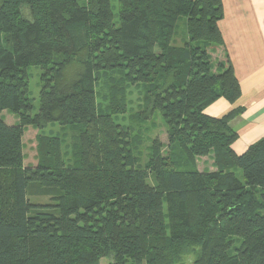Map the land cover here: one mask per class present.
<instances>
[{
    "label": "trees",
    "instance_id": "trees-1",
    "mask_svg": "<svg viewBox=\"0 0 264 264\" xmlns=\"http://www.w3.org/2000/svg\"><path fill=\"white\" fill-rule=\"evenodd\" d=\"M110 2L0 0V111L17 115L13 125L0 118V264H178L192 244L201 264H264V136L237 154L236 110L204 113L240 94L221 0H116V22ZM177 22L185 39L172 46ZM30 65L42 69L36 112ZM113 71L146 86L142 117L158 110L178 153L134 165L112 118L123 110L118 91L109 109L96 103V75ZM50 122L74 126L75 167L55 168L51 149L24 166V127ZM211 155L214 168L200 171L196 159ZM39 185L53 209L28 200Z\"/></svg>",
    "mask_w": 264,
    "mask_h": 264
},
{
    "label": "rangeland",
    "instance_id": "rangeland-1",
    "mask_svg": "<svg viewBox=\"0 0 264 264\" xmlns=\"http://www.w3.org/2000/svg\"><path fill=\"white\" fill-rule=\"evenodd\" d=\"M111 8L114 16V22L117 21V3L116 0H111ZM185 29L183 22H177L175 29L169 39V44L181 45L185 39ZM79 62L73 61L65 71V77H71L75 69L78 68ZM26 72L28 75V97L33 105V112L38 108V96L41 89V73L42 69L37 65L27 66ZM114 72V71H113ZM112 79L108 77V72L99 73L96 75V80L93 82L94 91L96 94L97 106L102 110L109 109L114 97H111L112 91H118L115 97V102L123 103V110L112 118L114 122L120 124L127 130L128 148L135 156L134 165L142 167L144 163L154 155L160 154L167 156L169 153H178L177 146L168 143L166 123L162 118L161 113L156 110L150 117H142V111L146 103L147 88L144 84L133 82L132 84L123 80L122 74L114 72L111 74ZM113 84L112 88L109 85ZM1 117L6 121L17 122V117ZM43 139H52L48 145ZM24 144V165L35 166L38 159H46V149L50 150L49 156L53 154V166L63 169L66 167H75L79 163L78 138L77 133L72 125H61L58 122L47 123L43 129L35 128V126H27L22 138ZM53 145L55 147H53ZM47 146V148H45ZM53 148L55 150H53ZM180 157V155L178 156ZM197 168L202 170H212L213 156L196 159ZM239 178L242 180L241 171L237 170ZM47 187L39 185L33 187L27 194L30 202L47 205L53 209L56 204L51 200V196L46 193ZM51 192V190H49ZM236 249L239 247V239H236ZM201 248L197 244H192L187 247V251L182 255L181 261L178 264H201L198 259ZM107 259H101L100 264H107Z\"/></svg>",
    "mask_w": 264,
    "mask_h": 264
},
{
    "label": "crops",
    "instance_id": "crops-1",
    "mask_svg": "<svg viewBox=\"0 0 264 264\" xmlns=\"http://www.w3.org/2000/svg\"><path fill=\"white\" fill-rule=\"evenodd\" d=\"M221 2L223 14L217 24L239 83L240 94L234 101L218 98L204 109V113L220 117L236 110L228 125L237 133L231 147L240 154L264 136V0ZM7 112L0 111V118L14 117ZM2 120L7 125L16 123L5 118Z\"/></svg>",
    "mask_w": 264,
    "mask_h": 264
}]
</instances>
